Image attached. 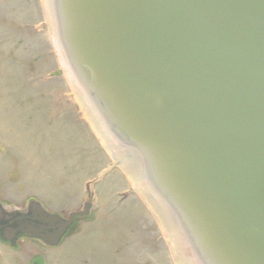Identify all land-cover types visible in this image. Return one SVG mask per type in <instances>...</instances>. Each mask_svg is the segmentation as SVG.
<instances>
[{"label": "water", "instance_id": "95a60500", "mask_svg": "<svg viewBox=\"0 0 264 264\" xmlns=\"http://www.w3.org/2000/svg\"><path fill=\"white\" fill-rule=\"evenodd\" d=\"M42 4L86 121L159 227L145 197L160 209L174 263L264 264V0ZM91 208L0 203V242L58 247Z\"/></svg>", "mask_w": 264, "mask_h": 264}, {"label": "rangeland", "instance_id": "374dc122", "mask_svg": "<svg viewBox=\"0 0 264 264\" xmlns=\"http://www.w3.org/2000/svg\"><path fill=\"white\" fill-rule=\"evenodd\" d=\"M66 218L55 248L0 242V264H175L149 210L86 121L54 52L42 0H0V203Z\"/></svg>", "mask_w": 264, "mask_h": 264}, {"label": "bare ground", "instance_id": "6f19581e", "mask_svg": "<svg viewBox=\"0 0 264 264\" xmlns=\"http://www.w3.org/2000/svg\"><path fill=\"white\" fill-rule=\"evenodd\" d=\"M43 2H47V0H42ZM74 94V93H73ZM77 96V95H76ZM75 96V94H74V97H75V99L77 98ZM83 110V109H82ZM83 112H84V110H83ZM82 112V113H83ZM84 117L85 118H88V120L90 121V117L86 114V112H84ZM92 123V122H91ZM92 125H93V123H92ZM94 126V125H93ZM93 130L98 134L99 132H98V130L96 129V128H94L93 127ZM131 168V166H129V165H124V167H123V169L125 170V172L126 173H129L130 172V169ZM139 191H140V189H138ZM140 193H144V192H142V191H140ZM144 195V194H143ZM145 197V196H144ZM145 200L147 201V203L149 204V206H150V208L152 209V211H154V213H155V215H156V217H157V219H158V221H159V225H161L160 226V228H161V230H162V232H163V234L165 235V238L166 239H168L169 238V234H168V232L167 231H169V229H168V226H167V224H165V221H162V219H164L163 217H162V215H161V211H160V209L153 203V202H149V200H147L146 199V197H145ZM150 200L151 201H154L151 197H150ZM167 230V231H166ZM177 263L178 264H180L181 263V261H177ZM186 264V263H185Z\"/></svg>", "mask_w": 264, "mask_h": 264}, {"label": "flooded vegetation", "instance_id": "af4514ba", "mask_svg": "<svg viewBox=\"0 0 264 264\" xmlns=\"http://www.w3.org/2000/svg\"><path fill=\"white\" fill-rule=\"evenodd\" d=\"M78 219V218H77ZM74 226V225H73Z\"/></svg>", "mask_w": 264, "mask_h": 264}]
</instances>
